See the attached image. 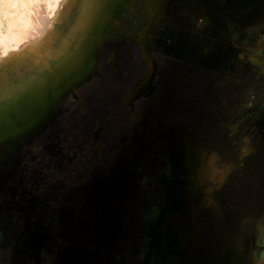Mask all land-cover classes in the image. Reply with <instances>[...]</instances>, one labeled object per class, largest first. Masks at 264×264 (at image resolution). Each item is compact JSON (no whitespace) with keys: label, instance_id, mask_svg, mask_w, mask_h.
<instances>
[{"label":"flooded vegetation","instance_id":"flooded-vegetation-1","mask_svg":"<svg viewBox=\"0 0 264 264\" xmlns=\"http://www.w3.org/2000/svg\"><path fill=\"white\" fill-rule=\"evenodd\" d=\"M243 6L242 0H122L95 73L43 129L26 136V145L0 151V173H14L25 195L55 185L58 212L67 218L96 217L100 231L120 225L131 234L128 254L137 264L142 247L143 264H216L218 254L224 260L227 240L249 237L259 218L257 209H237L226 192L227 165L240 169L264 145L258 33L242 32L264 17L243 18ZM180 83L192 84L189 95L181 96ZM168 99L198 104L203 126L180 130L177 113L176 129L163 128L169 118L160 117L143 126L149 107Z\"/></svg>","mask_w":264,"mask_h":264},{"label":"rangeland","instance_id":"rangeland-1","mask_svg":"<svg viewBox=\"0 0 264 264\" xmlns=\"http://www.w3.org/2000/svg\"><path fill=\"white\" fill-rule=\"evenodd\" d=\"M110 1L0 0V151L19 141L26 145V136L43 129L57 106L68 95H74L75 87L90 80L95 73L102 39L114 28L113 22L121 10L117 4L122 3V0ZM249 1L242 0V17L249 20L255 16L263 18L264 0H256L258 6L253 7L247 4ZM41 9L46 10L53 19L55 33L53 40L47 41L50 48L48 53L40 58L22 44V39L25 40L24 35L32 31L37 34L34 29L39 24ZM248 25H243L242 32L248 33L249 29L254 28L255 33H258L257 60L260 69L264 70V20L259 21V24ZM94 52V65L90 71V68L83 65V61ZM243 58L245 69L250 71ZM177 66L180 67V64ZM82 69L86 73L84 78H77L81 76ZM179 80L187 81L184 78ZM260 81H264L261 76ZM185 83H180L183 87L181 96L188 94L187 90L192 87V84ZM65 84L66 89L59 95ZM45 106L48 114L44 118L34 121L28 119ZM176 113L181 115L178 127L171 121V114ZM198 113V104L183 99H168L158 105H151L142 117V122L145 123L143 126L149 128L156 117L169 118L163 128L173 126L175 129L186 130L200 124ZM18 125L25 130L17 132ZM202 126L200 124L197 127ZM45 140L48 141V138ZM153 141L154 136L148 141L142 137V144ZM248 156L238 170L227 165V177L230 179L226 192L228 200L237 209L258 210V226L246 239L237 236L228 239L225 259L218 254L216 264H264V145ZM206 167L204 164L202 169ZM12 176L0 173V220L3 221L0 228V264L138 263L132 253L128 254L131 234L120 225L111 227L110 232L100 231L103 227L96 217L73 214V218H67L58 212L55 185H39L41 189L35 191L33 196H30V192L25 195L18 193L14 173ZM35 178L41 180V175ZM208 188L212 189V186L207 185L205 190ZM98 230L101 238H96ZM168 242L166 249L169 247ZM145 252L142 247V264Z\"/></svg>","mask_w":264,"mask_h":264},{"label":"bare ground","instance_id":"bare-ground-1","mask_svg":"<svg viewBox=\"0 0 264 264\" xmlns=\"http://www.w3.org/2000/svg\"><path fill=\"white\" fill-rule=\"evenodd\" d=\"M39 12L41 14L39 15V24L36 25L34 29L37 30V34L35 31L30 32L29 35L25 34V40L22 39V44L25 47L27 46L29 51L33 52L35 55H39L41 58L48 53L50 48L47 45V41L50 39L53 40V33H55V30L52 24L53 19L50 18L48 13H46V10L44 11L41 9Z\"/></svg>","mask_w":264,"mask_h":264},{"label":"water","instance_id":"water-1","mask_svg":"<svg viewBox=\"0 0 264 264\" xmlns=\"http://www.w3.org/2000/svg\"><path fill=\"white\" fill-rule=\"evenodd\" d=\"M94 55H95V52L94 53H92V54H89L88 56H86L85 58H84V61H83V65L85 64V66H87L88 68H90V71H91V68L93 67V65H94ZM82 63V62H81ZM85 74L86 73H84V71H83V69H82V71H81V76L80 75H78L77 76V78H84V76H85ZM89 75V73H87V78L89 77L88 76ZM86 80V79H85ZM84 81V80H83ZM67 84V83H66ZM66 84H65V86L61 89V91L59 92V95H61V93H63L64 92V90L66 89L65 87H66ZM56 98L57 99H59L57 96H56ZM50 104H51V102H50ZM46 111H47V113H46ZM44 112V113H43ZM48 114V109H47V106H45L44 107V109L42 110V111H40L39 113H36V114H33L32 115V117L30 118H28V119H30V121H34V120H36V119H39V120H41V118H44V116H46ZM34 123V122H33ZM19 127L17 128V132H18V130H21V131H23V130H25L21 125H18ZM13 130V129H12ZM10 132V131H9ZM13 132H15V130L13 131ZM4 134H5V132H3ZM11 133V132H10ZM11 135H13V133H11Z\"/></svg>","mask_w":264,"mask_h":264}]
</instances>
